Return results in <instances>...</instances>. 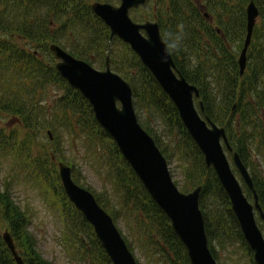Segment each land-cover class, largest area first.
Returning <instances> with one entry per match:
<instances>
[{
	"label": "trees",
	"instance_id": "1",
	"mask_svg": "<svg viewBox=\"0 0 264 264\" xmlns=\"http://www.w3.org/2000/svg\"><path fill=\"white\" fill-rule=\"evenodd\" d=\"M105 1L114 3L111 0ZM199 1L203 3L205 11L215 17L216 26L213 27L208 22L210 18L204 16L205 11H202L197 4ZM235 1L240 3L239 9L232 0H156L153 5L146 2L144 6L133 9V13H136L146 6L151 11L146 18L134 14L133 20L138 17L143 21L149 19L158 23L177 68L188 82L199 88L207 115L212 121L225 127L231 146L238 152L245 166L247 164L244 158L250 155L251 145L258 151V155H261L262 160L257 163L250 157L249 169L264 210V125H260L263 124L261 115L264 111V47L262 45L264 0H254L259 10L258 19L261 28L254 29L253 38L257 42L250 43L247 51V67L242 75L238 71L236 49L240 45L242 47L245 34V9L241 7L249 0ZM3 6L9 8L7 18L2 14ZM50 15L55 20H52ZM60 19L63 21L60 22ZM51 21L59 22L54 30ZM66 28L75 30L82 40L81 43L78 41L80 48L70 50L73 55L90 64L97 61L99 67L104 68L105 56L108 54L111 69L130 83L135 108L152 110L153 112H150L154 116L155 113L159 114L155 117L163 118L170 126L178 128L183 135L185 151H182L179 143H176L177 148L173 154L166 151L155 134L153 138L167 160L170 159L168 156L177 154L178 160L183 162L182 171L192 188L197 185L202 186L199 206L203 213L208 246L213 257L216 259L212 248V242L215 240L220 246L226 247L231 239H240L246 249L250 250L214 170L205 167L203 156L182 126L175 107L139 63L129 46L117 38L108 39V28L92 13L89 4H85L82 0H22V6L16 0H0V32L6 34L5 38L0 36V109L12 113L23 127L41 130L47 122L45 119L47 107L43 99L37 97L36 90L43 89L50 81L62 84L63 93L53 96L52 116L61 122L72 138L81 137L95 141V138L101 136L110 140L109 158L107 162L103 160L105 177L108 176L112 187V193L105 195L108 204L103 203L101 194L96 195L85 187L94 193L98 203L112 216L114 222L121 216L131 218L136 229L138 228L142 233L147 250L159 259L157 260L159 264H189L186 252L173 233L169 221L151 200L115 144L96 123L89 103L57 74L54 63L43 64L36 60L33 69L29 70V63L26 61L34 62V56L23 54L25 50L12 41L13 36L19 35L23 39L43 40L46 42L43 45L44 52L50 56L47 43L55 42L62 45L57 34ZM83 32L87 34L84 35ZM261 38L262 42H260ZM115 42H118L120 47L116 46ZM182 47L185 48V57L188 54V58L191 60L194 58V62L181 61L179 55L182 53ZM18 63H23L24 66L18 68ZM131 66L134 74L129 71ZM19 74L25 75L26 77L23 78H27L30 82L22 86L15 84ZM28 74L32 77H28ZM235 113L238 114V119L233 123L232 118ZM141 126L152 134L147 125L141 123ZM52 131L56 133L55 128ZM55 138L56 141H62L60 134H57L56 137L53 135L52 139L48 137V142L54 141ZM7 141L9 142L8 138ZM23 145L26 146L25 142ZM2 150L7 151L9 148ZM50 156L51 158H47V155L32 159L27 157L26 176L32 177L36 183L50 187L48 177L52 176L55 182L52 189L59 190V192L56 190L57 194L70 210L66 222L69 232L73 235L85 233L88 241L101 253L103 257L101 262L111 264L91 225L69 202L60 186L52 160L53 157L65 160L64 155L51 151ZM73 179L80 186H84L75 177ZM9 185L10 181L7 180L4 188L0 187V217L13 238L16 250L25 264H50L38 251L36 239L34 240V235L28 230V216L12 198ZM244 191L251 198L245 187ZM76 244L80 246L78 250L80 249L84 255L86 246L83 245L82 239L77 237ZM0 264H15L1 234Z\"/></svg>",
	"mask_w": 264,
	"mask_h": 264
},
{
	"label": "water",
	"instance_id": "2",
	"mask_svg": "<svg viewBox=\"0 0 264 264\" xmlns=\"http://www.w3.org/2000/svg\"><path fill=\"white\" fill-rule=\"evenodd\" d=\"M145 2L120 0L118 5H113L95 1L90 8L108 27L109 39L117 37L130 46L175 106L182 125L202 152L206 167L213 168L225 190L254 262L264 264V236L255 215L256 212L264 223V211L253 181L239 154L229 144L224 127L218 126L206 114L203 101L198 99L199 89L187 82L177 69L158 23L149 20L140 23L131 19L129 10ZM245 12V37L237 59L241 75L246 67V51L259 14L253 0L248 2ZM49 50L56 59L54 67L57 73L88 101L97 124L115 141L151 199L170 222L185 249L189 264H217L208 247L203 214L199 208L201 186L185 193L175 185L166 158L137 120L130 84L110 69L109 57L106 56L105 69L98 70L56 43L49 44ZM194 98L198 99L197 107ZM47 134L52 138L49 130ZM224 147L231 152L232 161L252 194V201L243 193ZM58 175L68 199L92 226L112 264H137L111 215L99 205L91 191L73 180L70 166L58 162ZM2 239L15 264H25L7 230L2 233Z\"/></svg>",
	"mask_w": 264,
	"mask_h": 264
},
{
	"label": "rangeland",
	"instance_id": "3",
	"mask_svg": "<svg viewBox=\"0 0 264 264\" xmlns=\"http://www.w3.org/2000/svg\"><path fill=\"white\" fill-rule=\"evenodd\" d=\"M82 1L85 2V4L90 5L95 0ZM97 1L107 2L105 0ZM155 1L156 0H147V3L153 5ZM232 2L235 3L237 9H239L240 3L235 0H232ZM115 3L116 0H114V5H116ZM197 4L202 11H205V7L201 1L197 2ZM245 5L241 8L244 9ZM145 8L137 10L136 13H133V10L130 11L132 19L135 17L134 14L146 18L148 12L151 13V11L150 9ZM41 14L44 15V13ZM48 19L49 17H47V20ZM51 19L55 20L53 17H51ZM59 21L61 22L63 19H60ZM135 21L141 22L143 20L137 17ZM208 22L213 27L217 25V21L212 15H210ZM51 24H53L52 30H54V28L59 25V22L56 21V23H53V21H51ZM255 28L256 30L261 28V26H259V19H257ZM82 34L85 35L87 32H83ZM0 36L5 38L6 34L0 32ZM57 36L60 37L62 44L68 50L80 48L79 44L82 40L75 30L71 31L70 28L62 29ZM12 41L25 50L23 54L26 53L34 56V62L26 61L29 63V70L33 69L36 60L43 64L55 63L52 54L50 53V56H48L47 53L44 52L43 45L46 44V42L43 40L35 41L27 38L23 39L20 36H13ZM251 42H257V40L252 38ZM260 42H262V38ZM48 44L49 43H47V45ZM115 45L120 47L118 42H115ZM262 45L264 47V43H262ZM240 47L236 49V59L239 55ZM91 52H93V50H91ZM19 62L23 61L19 60ZM23 66V63L17 64L18 68H22ZM92 66L101 69L97 61H94ZM129 71L134 74L132 66L129 68ZM19 75L20 76L15 79V84H20L22 86L24 83L28 84L30 82L27 78H23L26 77L25 75ZM28 77H32L31 74H28ZM140 78L144 79L143 77ZM63 91L62 84L52 81L48 82L47 86L43 89L36 90L37 97L42 98L43 103L47 107V109H45V119L47 122L44 123L41 130H30L23 127L18 121V118L13 116L12 113L0 109V187L3 189L4 183H7V180L10 181L9 186L11 196L26 212L28 216V230L34 235V240L36 239L38 251L50 264H107L106 262H101V258H103L101 253L96 246H93V244L88 241L85 233H77L76 235H73L69 232L66 222L70 210L66 207V203L64 204V202L61 201L60 196L57 194V191L59 192V190L57 188V191L52 189V186H55L52 176L48 177V180L51 183L50 187L48 185L36 183L32 177L28 178L25 173V171L28 172L25 169V159L27 157L32 159L35 157H46L47 155V158H51V151H54L59 155L63 154L65 160L60 158L55 159L54 157L52 160L55 165L57 176V164L59 161H63L71 166L73 177H75L81 185L91 189L96 195L101 194L100 198L104 204H108L109 202L105 198V195L112 193V187L108 176L105 177L103 160L107 162L109 158L110 140L101 136L95 138V141H89L81 137H70V134L65 131V127L61 122L52 116L54 112L52 104L53 96L55 94H62ZM145 109L146 108L135 109L139 123H142L143 125L145 124L149 127L152 131L151 135L153 136L155 134L158 137L162 146H165L168 153L173 154L175 152L177 148L176 143H179L180 149L185 151L183 135L178 128L173 125L170 126V124L165 122L163 118L155 117L159 116V114L155 113L154 116L151 113L153 112L152 110H150V112ZM237 119L238 114L235 113L232 118L233 123H235ZM53 128L56 129V133L55 131H52ZM47 130H50L54 137H56L57 134H60V140L62 139V141H56L55 138L54 141L50 140L48 142ZM7 138L9 142L7 141ZM15 142L17 144H15ZM23 142H25L26 146L23 145ZM2 148H9V150L3 151ZM250 149L253 153L252 161L257 163L262 160L261 155H258V151L253 148V145L250 146ZM168 158H170L168 160V167L171 176L177 183L179 189H187L185 192L191 191L193 188L191 187L190 181L186 179L185 174L182 171L183 166L181 164H183V162L178 160L177 154L168 156ZM231 167L242 186L244 194L246 195L243 180L237 175L232 163ZM49 170L52 171V169ZM248 200L252 201L249 198ZM255 215L256 221L264 236V224L256 212ZM115 224L134 254L137 264H159L157 261L159 259H156V257L152 256L150 251L147 250V246H145V242L143 241L144 238L141 235L142 233L138 228L136 229L129 216H127V218L123 216L119 217L115 220ZM4 225L5 223L0 217V234L6 230ZM77 237L81 238L83 245L86 246V248L84 247V255L80 252V249L78 250L80 246L76 244ZM212 248L214 249L218 264H255L251 251L246 249V246L242 244L240 239H231L226 247L220 246L215 240L212 242ZM80 258L83 259L81 260Z\"/></svg>",
	"mask_w": 264,
	"mask_h": 264
},
{
	"label": "flooded vegetation",
	"instance_id": "4",
	"mask_svg": "<svg viewBox=\"0 0 264 264\" xmlns=\"http://www.w3.org/2000/svg\"><path fill=\"white\" fill-rule=\"evenodd\" d=\"M14 1V0H13ZM114 1V0H113ZM16 2H20V5L22 6V0H16ZM110 3V2H109ZM113 4V3H112ZM9 7V6H8ZM3 15H4V17L5 18H7L8 17V15H9V8H7V7H5V6H3ZM209 17H210V15H209ZM11 18V17H10ZM20 36V35H19ZM184 50H185V48H183L182 47V53L179 55V58L181 59V61L183 62V63H191V62H194V58H192V60H191V58H188L189 57V55L187 54L186 55V57H185V53H184ZM187 65H191V64H187ZM200 98H201V94H200ZM203 101V100H202ZM204 103V102H203ZM205 105V104H204ZM261 117L263 118V124H260V125H264V111H263V115H261ZM252 156H253V153H252V151H251V149H250V155L249 156H247V157H245L244 158V161L246 162V164H247V170H248V173H249V175H250V177H251V179H252V174H251V172H250V169H249V165H250V157H251V159H252ZM255 162V161H254ZM244 163V162H243ZM256 163V162H255ZM252 181H253V179H252ZM253 185H254V183H253Z\"/></svg>",
	"mask_w": 264,
	"mask_h": 264
}]
</instances>
